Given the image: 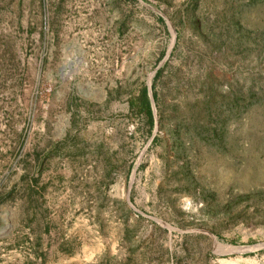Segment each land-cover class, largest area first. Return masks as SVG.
Masks as SVG:
<instances>
[{
    "label": "rangeland",
    "instance_id": "obj_1",
    "mask_svg": "<svg viewBox=\"0 0 264 264\" xmlns=\"http://www.w3.org/2000/svg\"><path fill=\"white\" fill-rule=\"evenodd\" d=\"M0 264H264V0H0Z\"/></svg>",
    "mask_w": 264,
    "mask_h": 264
},
{
    "label": "trees",
    "instance_id": "obj_2",
    "mask_svg": "<svg viewBox=\"0 0 264 264\" xmlns=\"http://www.w3.org/2000/svg\"><path fill=\"white\" fill-rule=\"evenodd\" d=\"M141 105L142 107L145 108V115H146L147 120L149 121L150 125H153V116H152V112L150 108V103L147 98V94L144 91L142 92V95H141Z\"/></svg>",
    "mask_w": 264,
    "mask_h": 264
}]
</instances>
